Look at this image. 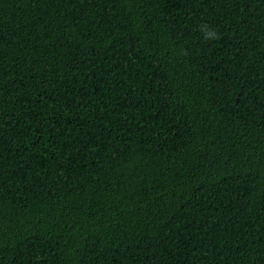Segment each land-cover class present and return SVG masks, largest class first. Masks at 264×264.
I'll return each mask as SVG.
<instances>
[{
  "label": "trees",
  "instance_id": "16d2710c",
  "mask_svg": "<svg viewBox=\"0 0 264 264\" xmlns=\"http://www.w3.org/2000/svg\"><path fill=\"white\" fill-rule=\"evenodd\" d=\"M0 264H264V0H0Z\"/></svg>",
  "mask_w": 264,
  "mask_h": 264
},
{
  "label": "clouds",
  "instance_id": "9594fccd",
  "mask_svg": "<svg viewBox=\"0 0 264 264\" xmlns=\"http://www.w3.org/2000/svg\"><path fill=\"white\" fill-rule=\"evenodd\" d=\"M199 31L202 33L204 40H216L219 38L218 32L208 24H201Z\"/></svg>",
  "mask_w": 264,
  "mask_h": 264
}]
</instances>
